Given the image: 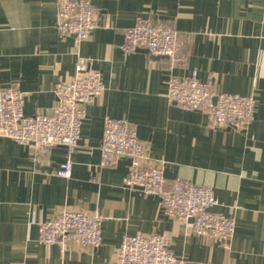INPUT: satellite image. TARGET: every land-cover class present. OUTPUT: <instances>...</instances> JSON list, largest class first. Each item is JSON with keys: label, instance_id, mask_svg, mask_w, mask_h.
I'll use <instances>...</instances> for the list:
<instances>
[{"label": "crops", "instance_id": "obj_1", "mask_svg": "<svg viewBox=\"0 0 264 264\" xmlns=\"http://www.w3.org/2000/svg\"><path fill=\"white\" fill-rule=\"evenodd\" d=\"M58 1L0 0V87L23 93L26 115L51 114L82 56L103 91L86 107L69 178L56 174L66 148L38 153L0 135V264H116L123 236L137 233H167L183 264H264V0H90L98 25L81 41L55 27ZM137 16L176 30L186 63L125 53ZM193 70L212 91L252 95L251 124L215 129L204 112L169 102L168 79ZM107 116L136 125L141 164L160 168L167 188L178 177L212 188V210L235 219L229 249L169 215L157 195L126 186L128 159L99 165ZM62 208L99 214L102 244L39 243L38 224Z\"/></svg>", "mask_w": 264, "mask_h": 264}, {"label": "built area", "instance_id": "obj_2", "mask_svg": "<svg viewBox=\"0 0 264 264\" xmlns=\"http://www.w3.org/2000/svg\"><path fill=\"white\" fill-rule=\"evenodd\" d=\"M98 25L97 10L90 0H59L55 27L61 35L73 34L85 40ZM122 49L125 53L145 51L152 57H167L172 64L187 61L171 27L150 18L137 16L124 31ZM103 91L100 73L89 66L88 59L78 56L71 80L58 85L57 104L53 113L23 112V93L14 86L0 87V135L18 144L32 145L38 153L61 146L68 155L56 174L69 178L72 161L69 152L80 138L86 107ZM166 97L182 109L202 111L215 129H245L254 118L256 101L252 95L221 93L209 89L207 82L197 78L193 70L188 77L171 76ZM101 167H115L121 159L129 164L123 183L139 189L144 195H157L166 212L190 225L197 235L210 236L224 248H230L235 219L212 210L219 204L212 188L175 178L165 186L160 168L143 166V143L136 125L126 119L105 117L99 144ZM236 209L240 208L235 206ZM102 218L97 213L62 208L38 224L37 241L58 244L62 250L71 241L97 248L102 244ZM116 264H183L171 246L167 233L125 235L117 249Z\"/></svg>", "mask_w": 264, "mask_h": 264}]
</instances>
